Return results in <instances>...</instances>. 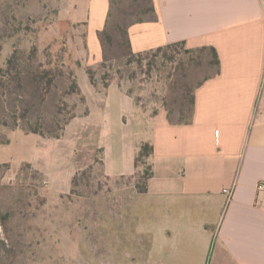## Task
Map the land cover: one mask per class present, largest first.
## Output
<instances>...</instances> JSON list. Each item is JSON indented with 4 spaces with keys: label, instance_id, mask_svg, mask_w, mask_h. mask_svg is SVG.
<instances>
[{
    "label": "crops",
    "instance_id": "obj_1",
    "mask_svg": "<svg viewBox=\"0 0 264 264\" xmlns=\"http://www.w3.org/2000/svg\"><path fill=\"white\" fill-rule=\"evenodd\" d=\"M68 1L63 18L87 26L89 62L102 60L98 33L110 1ZM152 1L155 17L128 27L133 52L184 42L218 54L219 71L194 90L190 120L147 113L118 84L90 83L88 111L62 136L14 130L0 145V163H31L51 191L66 193L88 138L110 177L134 175L139 145L150 141L154 174L145 192L134 185L148 216L136 235L142 254L155 264H264V0ZM232 186L227 199L223 189Z\"/></svg>",
    "mask_w": 264,
    "mask_h": 264
},
{
    "label": "rangeland",
    "instance_id": "obj_2",
    "mask_svg": "<svg viewBox=\"0 0 264 264\" xmlns=\"http://www.w3.org/2000/svg\"><path fill=\"white\" fill-rule=\"evenodd\" d=\"M109 1L98 33L103 59L92 63L87 26L63 18L73 6L68 0H0V145L17 129L62 136L71 118L88 111L90 83L118 84L147 113L166 109L175 122L191 117L195 88L218 68L211 49L178 44L132 53L128 27L155 17L153 1ZM45 70L50 75L41 77ZM71 76L81 93H67ZM92 142L81 145L83 169L66 193L51 191L31 163H0V264H155L136 236L148 220L134 188L143 187L147 162L134 175L106 176Z\"/></svg>",
    "mask_w": 264,
    "mask_h": 264
},
{
    "label": "trees",
    "instance_id": "obj_3",
    "mask_svg": "<svg viewBox=\"0 0 264 264\" xmlns=\"http://www.w3.org/2000/svg\"><path fill=\"white\" fill-rule=\"evenodd\" d=\"M128 44H129V47L131 49V45H130V41L129 40H128ZM178 44H183L184 45V42H176V43L168 44V45H165V46H160V47H157V48H154V49L163 50L165 48H169L171 46H176ZM204 47L211 49L212 54H213V61L212 62L217 65L218 68H217L216 72H218L219 71L220 61H219L216 49L214 47H212V46H210V47L204 46ZM151 50H153V49H151ZM146 51H148V50H146ZM131 52L132 53H142V52H145V51L133 52V50L131 49ZM44 72H47V73H44ZM87 73L89 74V77H90L91 81L93 82L91 70H87ZM46 74L50 75V72L48 70L43 71L42 74H41V77L46 76ZM71 77L73 78V76H71ZM52 82H53V77L50 76L49 79H48V84H46V88L47 89H50ZM75 92L81 93L82 90H81V87H80L79 83L76 80H74V78H73V82H72L71 86L67 89V93H75ZM194 101H195V98H194V94H193V96L191 98V102H192L193 105H194ZM190 118L187 119L185 122H188L190 120ZM30 131L42 134V132L37 131V130H29V132ZM152 153H153V144L150 141H145V142H141L140 143L139 151H138L136 159H135L136 166L138 168L139 167V161H141V160L143 161V159H144L143 162L144 163L147 162V165H148V171L145 173V176H146L145 183H144L143 187H141L140 189L138 188L139 191H141V192H145L147 190V180L149 178H151L153 176V174H154L153 173L152 163H151L150 160H148V158H150L152 156ZM146 170H147V168H146Z\"/></svg>",
    "mask_w": 264,
    "mask_h": 264
},
{
    "label": "built area",
    "instance_id": "obj_4",
    "mask_svg": "<svg viewBox=\"0 0 264 264\" xmlns=\"http://www.w3.org/2000/svg\"><path fill=\"white\" fill-rule=\"evenodd\" d=\"M264 188V183L259 184V189H263ZM223 192L226 194L227 199H230L233 196L234 193V189L233 186L230 188H224Z\"/></svg>",
    "mask_w": 264,
    "mask_h": 264
}]
</instances>
